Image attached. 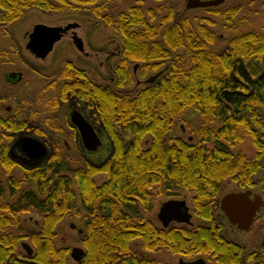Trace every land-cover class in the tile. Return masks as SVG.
I'll use <instances>...</instances> for the list:
<instances>
[{
    "label": "trees",
    "instance_id": "obj_1",
    "mask_svg": "<svg viewBox=\"0 0 264 264\" xmlns=\"http://www.w3.org/2000/svg\"><path fill=\"white\" fill-rule=\"evenodd\" d=\"M114 1L103 0L102 9L104 20L116 23L114 28L124 49L119 68L123 82L118 84L124 88L132 84L125 61L139 63L142 76L163 70L152 85L132 95L88 89V99L102 107L105 120L110 124L119 122L131 138L115 140L117 151L102 168L71 167L74 189L70 188L66 171L75 161L57 149L48 162L54 165V172L46 181L44 169L28 174L36 180L37 193L18 195V179L11 175L15 162L7 155L8 144L0 133V166L6 177L5 182L0 181V227H19L18 215L30 209L42 213V239L35 242V248L38 259L45 264H67V250L55 247L53 229L63 217L79 215L81 211L90 214L85 256L90 264H109L115 252L129 251L128 244L134 238H141L147 246L152 244V248L163 245L187 257L199 254L218 264H241L237 247L215 228L212 207L225 181L233 180L242 187L255 185L254 176L264 158V24L248 27L252 15L264 12V1L255 4L251 0L248 9L243 5L201 8L206 15L192 17H180L172 6L144 9L140 0L116 10ZM99 3L100 0H0V24H12L30 9L55 13L88 6L100 16ZM217 27L228 32L222 50L217 47ZM14 50L13 44H0V65L14 61ZM54 104L45 102L43 111ZM189 109L203 119L193 130L196 140L191 143L171 139L173 123ZM9 123L0 120V129L17 125ZM147 135L151 143L144 147ZM246 138L256 149L253 158L233 149ZM101 172L107 179L98 185L94 175ZM151 188H159L169 197L178 191L192 194L197 215L210 226L170 230L166 234L157 231L139 209L140 204L149 209ZM255 226L259 240L249 259L260 261L264 258V210ZM9 252L3 248L0 259Z\"/></svg>",
    "mask_w": 264,
    "mask_h": 264
},
{
    "label": "flooded vegetation",
    "instance_id": "obj_2",
    "mask_svg": "<svg viewBox=\"0 0 264 264\" xmlns=\"http://www.w3.org/2000/svg\"><path fill=\"white\" fill-rule=\"evenodd\" d=\"M102 8L103 0H100L97 11L101 10ZM30 10L40 11L46 15L63 14L59 18L64 17V19H59L56 23L53 22L54 24L51 22H35L31 28L24 31V44L19 43L13 32L8 30L11 25L15 24L17 21H20L23 17L6 26L0 24L1 28L7 29L5 34L10 37L13 46L16 48V50L11 52V56L13 57L14 61L6 64L12 67L20 65L18 69H11L9 72L5 73L6 85L12 88L26 86V83L28 82L26 76L28 74L35 75L44 79L46 83L44 84L43 88L47 91H50L47 96L43 97L41 102L42 105L45 107V102L56 103L52 105L51 109L46 110V112H51L53 116H46L42 119L43 123L47 127V130L38 127L30 129L32 124L29 120H15L11 117L0 118L1 121L17 123L15 128L4 129L1 127L0 133H2L4 139H9L11 141L10 144L7 143V155L15 162V166L11 169V175L18 179L16 188L18 195L23 193L26 194L28 192L37 193L36 180L34 177L29 176L28 174H34L39 169H44L42 173L45 174L44 181H46L50 174L54 172V165H49L48 162L55 152H57V149L60 150L62 154L70 156L75 161V163L71 164L66 171L70 180V188L74 189L76 184L75 178L73 176L74 173L71 167L84 168L85 166H91L95 168H102L117 151L115 140L117 138H123L125 140L131 138L129 133H125L121 129L119 122H113L110 124L105 120L102 107L100 108L98 103L88 99V89H98L100 93L107 91L113 92L115 95H121L123 94L122 92H133L134 90L152 85L156 80H158V76L163 73V70H160L156 73H147L146 75L142 76L141 66L139 63L125 61L124 64L126 68L130 69L132 84L126 88L121 87L118 84L123 82L120 76L122 70L119 68H121V63L125 56L121 43V36L119 35L118 31L116 32L115 30V34L113 33L105 38L103 37V39L100 41L94 40L96 27H113V29L116 27V23L110 24L104 20V16L106 15L104 9L99 11L100 16H97L96 12H94L92 8H88V6L81 10L55 13L37 9ZM183 14L184 13H181L179 16L182 17ZM40 23L50 27L64 28L69 25L73 26L61 33L60 39L55 42L52 50L43 58L38 57L26 47L33 27ZM76 40L78 43H76ZM50 56L52 58L49 61ZM96 62L98 63L97 66L94 64ZM100 66L105 67L104 72L100 71L98 68L96 70V67ZM28 88L29 86L27 89ZM131 92L126 94L132 95L134 93ZM44 109L45 108H42L38 111V113L45 112L43 111ZM38 113L34 112V115L37 116L39 115ZM77 114H79L85 121L87 125V132L81 131L80 128L74 123L73 118L77 117ZM46 121L54 123V125L50 127ZM179 122H181V118L177 119L173 123L172 132L170 135L171 139H182L183 141L193 143L194 137L192 135L187 136L186 139L183 138V134L186 132V127L183 124H178ZM175 127L179 129L180 135L175 134ZM87 137L94 140L92 143H90L89 148L85 143V139ZM28 138L37 139L43 143L46 147L45 153L36 158H31L22 147L23 142ZM58 138H65L68 140L63 142L60 140H55ZM150 143L151 136H145L143 138V146L149 147ZM14 170L18 172V176L13 174ZM97 174L100 175V178H104L103 181L99 183V185H102L106 181L107 176L105 172ZM230 181L234 182L237 187V190L231 192L250 190L252 193L251 197H253L254 194L260 195L264 202V194L257 193L254 188L255 185L252 187H242L237 182L233 180ZM253 181L255 184V179ZM48 188L50 189V186ZM156 191L157 193L161 192L165 194L159 188L149 189V193L151 195L150 198H152L149 209L144 208L141 204L139 208L143 217H145L143 213L148 215L152 211L154 205L153 198L156 194ZM181 193L183 192L178 191V194H175L171 197L167 195L168 199L162 201L158 205L155 215V222L157 224L145 217L146 220L151 222L156 227L157 231L164 232L166 234L170 230H195L199 227L208 228L210 226L208 222L205 223V221L200 219V217L197 215L196 207L193 203V207L190 208L187 203V197ZM224 195L225 194L221 195L220 191L219 197L212 207V218L214 219L215 228L219 230V235L237 247L241 264H264V258L260 261H252L249 259L250 253L253 251V248L259 240L257 234L258 230L253 226L255 225L257 218L261 216L264 210V205L256 213L250 229L247 231H241L237 228V226L230 224L226 215L220 209L219 201ZM45 196V194L42 195V197ZM8 199L10 200V197H8ZM168 200L186 202L188 212L191 214L189 223L171 221L168 223V225H163V223L158 219L157 215L161 205ZM80 213L81 214L75 216L73 215L63 217L53 229V232L55 233L53 238L55 247L67 250V264H80L84 259V264H90L89 260L85 258V256L88 254V248L86 247V244L90 234V229L87 227L86 222L90 214L84 211H81ZM132 215L134 216L133 213ZM217 215L222 216V218H224L225 222L229 224L230 227H233L242 233V235L252 232V237L254 238H252L250 242L244 241V243H238L232 241L231 239L225 238L222 235V230L225 226V223L216 221ZM26 216H29L32 221H28ZM193 216L198 217L203 222L200 224H194L192 221ZM18 218L19 221L20 218L22 219L24 226H22L20 222V226L16 228L0 227V250L2 251L3 248L5 250H10L5 259H0V264H45L38 259V252L35 248L37 244L35 242L37 240L39 242L42 239V237H40V233L43 231V214L34 209H30L27 212L20 213ZM38 218L41 219L38 220ZM64 218L77 219V221L80 220L82 223L79 226L76 223L69 224V229L75 231V242H77V245L75 246H71L69 243H63L60 244V246L56 244L55 240L58 234V224ZM25 223H27L28 226L25 225ZM29 224L31 226H29ZM19 234L24 235V237L22 236L21 238H18ZM136 240H139L140 242H136ZM24 244H28L31 250L30 253H28L24 247ZM128 245L129 251L120 253L115 252L112 255L113 258L110 259L109 264H160L161 261L156 256L160 252H169L171 255L177 256V264H180V262L192 263L200 259H202L206 264H218L216 260L208 259L206 256L199 254L193 255L192 257H187L182 253H174L163 245H158L152 248V244L147 246L144 244V241L141 238H134L130 240ZM76 247L81 248L84 252V255L80 261H74V259L71 257V251Z\"/></svg>",
    "mask_w": 264,
    "mask_h": 264
},
{
    "label": "rangeland",
    "instance_id": "obj_3",
    "mask_svg": "<svg viewBox=\"0 0 264 264\" xmlns=\"http://www.w3.org/2000/svg\"><path fill=\"white\" fill-rule=\"evenodd\" d=\"M136 0H115L113 2L114 9L116 10H122L125 9L126 6L130 3H134ZM141 4L144 9H147L149 7H156L157 5H162L164 8H167L168 6H172L175 8L176 12L178 14L184 13L185 15L192 17L195 15H206L205 11H201V8H196V9H191V10H186L185 9V4L186 0H162L159 4L155 2V0H140ZM251 0H224V3L221 4L220 6H233V5H243L245 9H248L249 2ZM254 3H258L264 0H253ZM162 7V8H163ZM74 13V12H73ZM63 14H52V15H46L44 13H41L40 11H35V10H30L25 13L23 18L20 21H17L15 24L11 25V27L8 28L10 32H13L14 36L16 37L17 41L21 44H24V31L27 29L31 28V26L35 22H43V23H56L59 19H64L59 18ZM250 23L248 27H253V28H258L264 24V12L261 14L257 15H252L251 19L249 20ZM53 23V24H54ZM219 26V25H218ZM115 28L113 27H96V31L94 33V40L95 41H100L103 39V37H107L110 34H115ZM5 31L7 29L1 28L0 27V44L2 47H9L12 42L10 40V37L5 34ZM217 35H216V42H217V47L218 50H222L225 46L226 38L228 36V32L220 27H217ZM52 56V55H51ZM49 57V61L51 60L52 57ZM95 66L98 65V63H94ZM20 65H16L14 67L3 63L0 65V118H14L15 120H29L31 122V127L35 128H42L44 130H47L46 125L43 123L42 119L46 116H53L51 112H43V113H38L39 110L42 108H45L42 105V99L43 97L47 96L50 91H47L43 88L44 84L46 83L44 79L39 78L35 75L28 74L26 76L27 78V85L22 86V87H8L6 85V80H5V73L9 72L11 69H18ZM100 71L104 72L105 67H96ZM29 88L27 89V87ZM43 88V89H42ZM138 90V89H137ZM136 91V90H134ZM133 91V92H134ZM131 92V91H128ZM131 92V93H133ZM34 112H37L39 115L35 116ZM183 118V120H182ZM203 122L202 117L192 109H189L183 113L181 116V122L178 124H183L186 127V132L183 134V138L186 139L187 136L192 135L194 137L193 142L196 140V135L194 133V129L198 128ZM3 130V129H2ZM5 131V130H3ZM174 132L176 135H180V131L177 127L174 128ZM55 140H60V141H65L68 139L65 138H58ZM8 144L11 143L9 139H4ZM63 145V143H62ZM235 152L237 150L243 151L245 155L248 158H253L256 149L254 148L253 144L250 142L249 138H246L242 143L238 144L236 148H233ZM13 174L15 176H18V172L16 170L13 171ZM102 176V175H101ZM96 183L99 185L100 182L103 181L104 178H100V175H95L94 176ZM5 174H4V169L3 167L0 166V181L5 182ZM255 179V191L257 193H263L264 194V158L261 161V166L260 169L258 170L257 174L254 176ZM158 190V189H156ZM237 190V187L234 182H231L230 180H227L223 183L222 188H221V195L226 194L231 191ZM182 195H185L187 197V203L190 206V208L193 207V202L191 201L192 194H189L187 192L181 193ZM168 197L167 195L159 192L156 194L153 198V208L152 211L144 216L153 222L156 221L155 215L158 209V205L164 201L167 200ZM36 218V217H35ZM26 219L28 221H32L29 216H26ZM41 218H38L40 220ZM192 221L194 224H200L203 221L200 220L198 217L193 216ZM216 221L223 222L225 223V226L223 227L222 230V235L227 238L231 239L232 241L238 242V243H244V241L250 242V240L254 237H252V232L247 233L242 235L239 231L234 229L233 227H230L229 224H227L222 218V216L217 215L216 216ZM21 225L24 226L22 223V219L20 218ZM70 223H76L78 226L81 225L82 223L80 220L77 221V219H63L59 224H58V234L56 237V244L60 246V244H67L69 243L71 246L77 245L76 236H75V231L69 229V224ZM156 223V222H155ZM157 224V223H156ZM25 225L28 226L27 223ZM29 226H31L29 224ZM257 227V226H253ZM258 230V228H256ZM254 230V231H257ZM256 235V233H255ZM136 242H140L139 240H136ZM158 259L162 262V264H177V256L171 255L169 252H160L156 255ZM160 262V264H161Z\"/></svg>",
    "mask_w": 264,
    "mask_h": 264
},
{
    "label": "water",
    "instance_id": "obj_4",
    "mask_svg": "<svg viewBox=\"0 0 264 264\" xmlns=\"http://www.w3.org/2000/svg\"><path fill=\"white\" fill-rule=\"evenodd\" d=\"M224 3V0H187L185 4L186 10L196 8H208L216 7ZM73 27L72 25L66 27H50L44 24H36L30 33L29 41L26 45L27 49H30L38 57H45L53 48V45L60 39L61 33L67 29ZM76 43L77 40H76ZM151 81V80H150ZM74 123L80 128L81 131L87 132V125L82 117L77 114V117L73 118ZM94 140L92 138H86L85 143L89 148L90 143ZM23 149L31 158H36L45 153L46 147L43 143L37 139L28 138L23 142ZM93 148V147H91ZM251 191H239L230 192L225 194L219 201L220 209L226 215L231 225L237 226L241 231H247L250 229L256 213L264 202L260 195L254 194L251 197ZM158 219L164 226L168 225L171 221L189 223L191 214L188 212V207L185 201L168 200L164 202L157 215ZM24 247L31 252L28 244H24ZM84 255L81 248L76 247L71 251V257L74 261H80ZM180 264H206L202 259L194 261L192 263Z\"/></svg>",
    "mask_w": 264,
    "mask_h": 264
}]
</instances>
